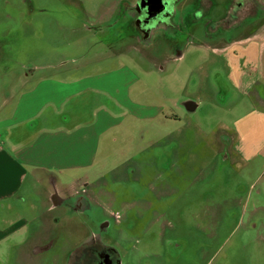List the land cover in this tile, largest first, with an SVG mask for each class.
<instances>
[{
    "label": "rangeland",
    "instance_id": "1",
    "mask_svg": "<svg viewBox=\"0 0 264 264\" xmlns=\"http://www.w3.org/2000/svg\"><path fill=\"white\" fill-rule=\"evenodd\" d=\"M109 1L0 0V118L16 108L7 100L40 80L52 78L63 95L57 81L105 71L137 79L131 97L140 106L178 116L151 123L98 94L92 112L118 109L121 123L104 134L92 168L66 174L58 209L49 210L46 175L28 194L52 245L28 264H84L95 243L113 249L117 264H264V159L238 152L235 130L241 114L262 109L264 83L236 88L223 54L246 33L264 35V0H189L180 20L169 13L137 41L127 37L136 7L126 19L100 20ZM65 111L55 112L57 124Z\"/></svg>",
    "mask_w": 264,
    "mask_h": 264
},
{
    "label": "crops",
    "instance_id": "2",
    "mask_svg": "<svg viewBox=\"0 0 264 264\" xmlns=\"http://www.w3.org/2000/svg\"><path fill=\"white\" fill-rule=\"evenodd\" d=\"M188 1L173 0L170 15L180 20L178 14L184 13V4ZM138 4L139 0H110L108 11L100 20L126 19L127 14L136 7V16L131 21L136 31L128 33L127 37L137 41L144 30L138 19ZM170 15L156 24L164 22ZM249 33L223 46V54L230 60L227 63L231 70L230 79L236 88L247 93L257 83H264V35L259 30ZM129 49L138 48L130 46ZM53 81L52 78L40 80L36 88H26L16 98L7 100V104L16 101V108L0 118V264H28L27 260L39 259L40 254L52 248L49 223L44 218L45 214L39 213L40 205L34 201L28 202V194L35 193V188L46 175L53 184V189L48 193L49 210L58 209L65 203L63 193L66 185H63V181L66 174L94 166L104 134L111 127L119 125L123 118L118 109L107 111L103 106L93 113L90 108L95 101L99 105L98 94H109L116 104L130 111L128 114L141 116L151 123L159 117L166 119V122L169 119L178 121L176 114L165 113L162 108H155L152 104L140 106L137 100H133L131 93H134V86L139 82L137 79L123 83V79L111 77L107 71L92 77L88 74L68 77L65 82L57 81L68 87L63 95L58 93ZM42 83L46 86L44 89ZM121 90H125L124 96ZM59 94L62 98H59ZM89 94H92V102ZM258 96L262 109L253 108L235 121L236 147L246 157L264 159V96L260 93ZM129 99L132 105L144 108L140 109L141 115L138 110L131 109ZM189 102L191 111L197 109L196 102ZM153 109L157 110L154 114ZM63 111L60 125L57 124L58 113L56 115L55 112ZM36 222L41 230L44 228V232L40 230L37 237L34 234ZM45 231L48 235H44Z\"/></svg>",
    "mask_w": 264,
    "mask_h": 264
},
{
    "label": "flooded vegetation",
    "instance_id": "3",
    "mask_svg": "<svg viewBox=\"0 0 264 264\" xmlns=\"http://www.w3.org/2000/svg\"><path fill=\"white\" fill-rule=\"evenodd\" d=\"M141 0H139L140 2ZM238 1L235 0V4ZM257 3V1H256ZM242 4V6L245 5V0H242L240 2V5ZM233 6V4L231 5ZM236 6V5H235ZM148 8H142L139 10V16L138 19L140 20V25H142V29H146L148 27H150V25L153 22H149L148 18H149V11L147 10ZM237 9L238 7H236L235 9H233V15L237 14ZM264 9V7H263ZM232 11V9H231ZM231 14V13H230ZM164 14H161L158 18V20H161V18L165 17L163 16ZM168 15V14H166ZM139 23V22H138ZM107 224H104V227H106ZM98 243L92 244V246H89L88 248H86L85 250V262L84 264H117V259H116V253L114 252L113 249L107 248V247H103L101 245H97ZM87 247V246H86Z\"/></svg>",
    "mask_w": 264,
    "mask_h": 264
},
{
    "label": "water",
    "instance_id": "4",
    "mask_svg": "<svg viewBox=\"0 0 264 264\" xmlns=\"http://www.w3.org/2000/svg\"><path fill=\"white\" fill-rule=\"evenodd\" d=\"M169 3V0H141L139 2V10L142 8H148L147 10L149 11V18L148 21L149 22H153L150 25V27H152V25L156 24L157 18L161 15L164 14L163 16H167L166 14H168L170 12V9H168L167 4ZM170 6L173 4V0H170Z\"/></svg>",
    "mask_w": 264,
    "mask_h": 264
}]
</instances>
